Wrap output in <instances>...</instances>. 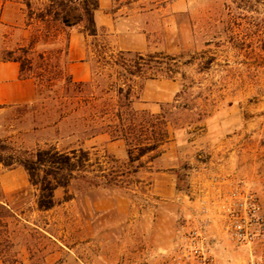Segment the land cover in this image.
<instances>
[{
	"label": "rangeland",
	"instance_id": "rangeland-1",
	"mask_svg": "<svg viewBox=\"0 0 264 264\" xmlns=\"http://www.w3.org/2000/svg\"><path fill=\"white\" fill-rule=\"evenodd\" d=\"M111 2L109 11L116 13L118 2L125 1ZM189 2L185 14L159 11L154 50L142 54L155 58L146 62L125 52L119 59L117 34L106 27L98 26L94 37L82 25L68 29L69 38L72 32L85 37L93 85L94 98L85 95L88 103L77 104L74 88L65 90L69 60L63 37L52 28L49 39L20 52L29 38L43 35L38 15L48 1L0 0V63L22 57L24 76L36 84L35 101L0 111V140L18 152L81 147L90 153L89 178L102 182L75 180L54 192L52 209L39 211L25 172L0 166L4 264H167L190 221L195 182L208 174L245 179L264 208V0ZM150 80L174 82L172 99L141 103V87ZM124 83L131 87V107L145 111L131 121V146L140 143L142 117L148 120L142 142L159 127L167 134L157 151L141 159V167L129 162L127 152L118 159L104 153L101 143L84 144L88 132L81 119L107 109L103 125L114 121L117 88L125 90ZM87 122L98 124L96 118ZM169 146L178 166L172 179L157 180L161 189L156 190L147 163Z\"/></svg>",
	"mask_w": 264,
	"mask_h": 264
},
{
	"label": "trees",
	"instance_id": "trees-1",
	"mask_svg": "<svg viewBox=\"0 0 264 264\" xmlns=\"http://www.w3.org/2000/svg\"><path fill=\"white\" fill-rule=\"evenodd\" d=\"M48 5L43 12L38 15L40 24L42 25L43 35L29 38L27 46L20 47V52L25 54L29 49L39 40H47L50 37V30L53 28L55 34L59 37H63L66 42L65 55L68 50L69 33L68 29L82 25V31L89 36H96L97 31L94 23V13L98 9V0H47ZM126 55H132L136 60L146 62L155 58L152 55L143 56L139 53H125ZM124 56L122 52L118 54L119 59ZM7 61L16 62L19 64L20 78L26 79L24 76V62L22 57L12 58ZM115 65L119 66L118 60H115ZM141 72V70H137ZM133 72H129L130 75ZM128 81V80H127ZM125 85V83H124ZM71 86L79 95V101L77 104H87L89 100L85 99V95L88 99H93L94 96L89 91L92 88L90 82H74L71 77L65 78V90ZM124 90L122 86L117 88V105L115 107L114 121H110V124L104 126L103 119L107 109H103L99 114V117L87 116L82 118L81 121L86 127L88 137H94L99 134L107 133L111 134V138L114 140H123L127 147V156L130 163L135 161L139 162V166H142L141 159L147 155L155 152L162 145L166 132L160 129L156 132L153 131L151 140L148 142H142L141 136L146 135L145 124L148 123L146 118L141 119L139 128V135L137 139L140 143L131 146L128 137L135 130L131 121L134 115L140 113L141 116L145 115V111L141 112L134 110L131 107L130 94L131 87L126 84ZM114 109V108H113ZM96 118L97 125H90L87 121L93 122ZM114 123V124H113ZM163 123L159 122L158 126ZM145 141V140H144ZM152 156L151 158H153ZM150 158V159H151ZM90 153L81 148L72 149L68 152L57 150L54 147L49 148H37L33 151H21L14 150L10 144L4 140H0V166L7 171H12L16 168H21L28 179L29 185L34 188L36 193V208L39 211H48L56 205L54 198V192L57 189L66 190L68 186L75 180L93 181L94 185L99 186L102 182H96L92 178H89L91 164ZM104 178V176H99Z\"/></svg>",
	"mask_w": 264,
	"mask_h": 264
},
{
	"label": "crops",
	"instance_id": "crops-1",
	"mask_svg": "<svg viewBox=\"0 0 264 264\" xmlns=\"http://www.w3.org/2000/svg\"><path fill=\"white\" fill-rule=\"evenodd\" d=\"M122 1L125 2H118L116 13H111L109 11L112 6L111 0H98V9L94 13V23L96 28L103 26L107 30L117 34L113 37L116 50L125 53H139L142 55L154 50V45L156 44V25L159 21L158 13L161 9L166 14L167 9L173 14H185L190 10L189 0H174L172 2ZM116 15H118L117 21L116 19H112ZM85 54L84 35L72 32L66 56L69 60L68 74L74 82L86 83L90 81V66L85 60ZM166 87L168 88V92ZM176 90L174 82L158 84L153 80L146 81L141 87V103L148 105L150 102L169 101ZM35 99L36 84L34 80L31 78H20L18 63L12 61L1 62L0 111L10 106L32 103ZM96 143H101L104 153L114 158L124 159L126 157L127 151L123 140H114L107 133L84 139V144L86 145H95ZM79 148L81 147L77 149ZM147 165H150L148 169H154L151 175L155 177L154 189L158 190L161 187L157 186L159 185L157 180L162 179L163 176L172 179L171 170L178 166V160L173 156L172 147L169 146L160 151L153 159H150ZM184 198H188L187 195ZM0 264H4L1 258Z\"/></svg>",
	"mask_w": 264,
	"mask_h": 264
},
{
	"label": "built area",
	"instance_id": "built-area-1",
	"mask_svg": "<svg viewBox=\"0 0 264 264\" xmlns=\"http://www.w3.org/2000/svg\"><path fill=\"white\" fill-rule=\"evenodd\" d=\"M191 203L167 264H264V208L245 179L208 174Z\"/></svg>",
	"mask_w": 264,
	"mask_h": 264
}]
</instances>
